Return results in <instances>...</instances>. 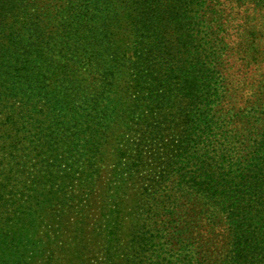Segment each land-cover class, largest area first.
<instances>
[{
  "label": "trees",
  "instance_id": "16d2710c",
  "mask_svg": "<svg viewBox=\"0 0 264 264\" xmlns=\"http://www.w3.org/2000/svg\"><path fill=\"white\" fill-rule=\"evenodd\" d=\"M221 6L0 0V264H264V27Z\"/></svg>",
  "mask_w": 264,
  "mask_h": 264
},
{
  "label": "rangeland",
  "instance_id": "374dc122",
  "mask_svg": "<svg viewBox=\"0 0 264 264\" xmlns=\"http://www.w3.org/2000/svg\"><path fill=\"white\" fill-rule=\"evenodd\" d=\"M221 7L230 39L232 42L238 43L239 47L236 51L240 54V49L246 45L247 39L250 38L249 31H254V27H264V7H255L254 0H223ZM263 39L260 43L262 45H264ZM246 65L248 66L246 67ZM230 66L228 72H230L233 81L237 82L238 95L242 96V99L250 97L251 92L254 91V86L250 87V83L254 79V64L250 63L249 65L238 59L231 61Z\"/></svg>",
  "mask_w": 264,
  "mask_h": 264
}]
</instances>
